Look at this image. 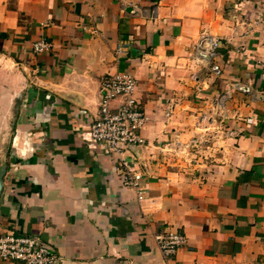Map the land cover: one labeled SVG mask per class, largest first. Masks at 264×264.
Listing matches in <instances>:
<instances>
[{
    "label": "crops",
    "instance_id": "obj_1",
    "mask_svg": "<svg viewBox=\"0 0 264 264\" xmlns=\"http://www.w3.org/2000/svg\"><path fill=\"white\" fill-rule=\"evenodd\" d=\"M203 29L222 39L210 63ZM263 66L264 0H0V234L41 237L57 264H264ZM117 72L147 116L126 152L142 198L90 137ZM169 229L187 243L165 256Z\"/></svg>",
    "mask_w": 264,
    "mask_h": 264
},
{
    "label": "built area",
    "instance_id": "obj_2",
    "mask_svg": "<svg viewBox=\"0 0 264 264\" xmlns=\"http://www.w3.org/2000/svg\"><path fill=\"white\" fill-rule=\"evenodd\" d=\"M221 45L220 37L203 29L197 43L199 60L210 63ZM50 46L48 41L42 39L33 44V49L43 52ZM262 71L264 72V66ZM136 87V78L127 72H117L103 77L98 111L89 131L92 141L105 144L112 153L117 154V169L123 183L136 187L142 198L140 188L142 174L131 170L126 155L129 148L145 143L141 130L147 116L142 110L141 102L135 96ZM117 99L122 101L114 109L112 102ZM249 121L252 122V118ZM155 239L165 256L173 255L179 247L187 243V235L178 230H163L155 235ZM0 258L13 261L14 264H57L59 255L52 244L39 236L20 235L8 231L0 234Z\"/></svg>",
    "mask_w": 264,
    "mask_h": 264
},
{
    "label": "rangeland",
    "instance_id": "obj_3",
    "mask_svg": "<svg viewBox=\"0 0 264 264\" xmlns=\"http://www.w3.org/2000/svg\"><path fill=\"white\" fill-rule=\"evenodd\" d=\"M9 113V112H8ZM5 120H4V127H3V134L2 137H0V162H3L4 164L7 163L8 158H9V154L11 152V148H12V144H13V138L16 134V127H15V115H14V111L9 113V115H7V112L5 111ZM184 157L182 158V161L185 163H194L192 157H188L183 155ZM187 157L188 160H185ZM173 160H171V164L170 166H175L173 164H175V162H177L176 160V156L173 154L172 155ZM174 158L176 161H174Z\"/></svg>",
    "mask_w": 264,
    "mask_h": 264
},
{
    "label": "water",
    "instance_id": "obj_4",
    "mask_svg": "<svg viewBox=\"0 0 264 264\" xmlns=\"http://www.w3.org/2000/svg\"><path fill=\"white\" fill-rule=\"evenodd\" d=\"M2 185H3V182H2V178L0 177V193H1V190H2Z\"/></svg>",
    "mask_w": 264,
    "mask_h": 264
}]
</instances>
